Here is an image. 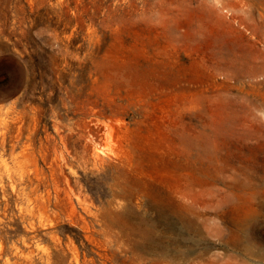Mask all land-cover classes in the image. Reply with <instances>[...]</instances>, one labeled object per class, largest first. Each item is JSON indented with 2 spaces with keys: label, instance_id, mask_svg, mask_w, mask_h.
<instances>
[{
  "label": "rangeland",
  "instance_id": "374dc122",
  "mask_svg": "<svg viewBox=\"0 0 264 264\" xmlns=\"http://www.w3.org/2000/svg\"><path fill=\"white\" fill-rule=\"evenodd\" d=\"M0 264H264V0H0Z\"/></svg>",
  "mask_w": 264,
  "mask_h": 264
},
{
  "label": "bare ground",
  "instance_id": "6f19581e",
  "mask_svg": "<svg viewBox=\"0 0 264 264\" xmlns=\"http://www.w3.org/2000/svg\"><path fill=\"white\" fill-rule=\"evenodd\" d=\"M235 225V224H234ZM236 229H237V227H236ZM189 230V229H188ZM234 234V233H233ZM180 239V238H179ZM232 239V238H231ZM230 240V239H229ZM236 245V244H235Z\"/></svg>",
  "mask_w": 264,
  "mask_h": 264
}]
</instances>
